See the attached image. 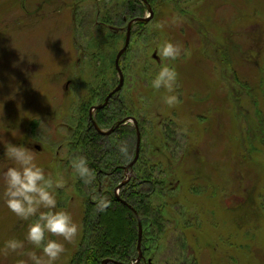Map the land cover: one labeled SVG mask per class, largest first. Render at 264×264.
<instances>
[{
  "label": "rangeland",
  "instance_id": "374dc122",
  "mask_svg": "<svg viewBox=\"0 0 264 264\" xmlns=\"http://www.w3.org/2000/svg\"><path fill=\"white\" fill-rule=\"evenodd\" d=\"M79 2L0 0V136L35 151L46 172L64 176L58 206L80 228L56 264L70 263L85 205L95 202L86 187L79 190L69 165L70 130L82 129L79 98L95 95L98 79L110 91L118 85L110 66L127 25L148 17L145 6L142 15L121 24L110 17L111 26L97 30L91 28L95 3ZM123 5L125 13L126 0ZM154 8L148 23L131 27L119 62L123 86L115 94L141 126L142 173L152 170L164 184L154 191L166 206L155 195L150 200L153 208L163 204V232L145 229L144 264H264V0H157ZM165 40L182 46L180 58L160 56L157 45ZM164 63L178 73L175 106L163 102V89L151 87ZM235 73L261 87L257 107L230 87ZM135 144L136 136L133 153ZM11 164L0 144V167ZM130 176L123 171L118 184ZM102 182L103 191H112ZM26 223L0 200V248L23 239ZM31 250L25 242L24 251ZM21 260L27 256L0 252V264Z\"/></svg>",
  "mask_w": 264,
  "mask_h": 264
},
{
  "label": "trees",
  "instance_id": "16d2710c",
  "mask_svg": "<svg viewBox=\"0 0 264 264\" xmlns=\"http://www.w3.org/2000/svg\"><path fill=\"white\" fill-rule=\"evenodd\" d=\"M85 1L95 3L94 9L97 10L95 11L96 15L91 28L97 30H105L109 25L110 17H112L113 23L118 22L121 24L124 17L126 20H130L142 15L146 11L145 6L147 8V5L154 11V7L157 4V0H145L146 4L143 3V0H126V8L128 10L123 13L124 0H109V3L113 4V7L110 6V8L107 7V0H80L79 3ZM103 3L104 7H102ZM116 7H118L117 11H115ZM80 24H83L82 21H80ZM89 30L91 29L89 28ZM110 72L111 75H115L114 64L110 66ZM229 83L230 87L238 90L239 95L244 94L251 99L255 106L257 105L255 90L262 91L261 87L252 86L253 84H249V81H245L243 78L241 79L236 73L234 74L233 82ZM96 85L93 89L95 95H85L79 98L77 126L80 127L81 125L82 129L71 128V140L67 148H69L71 154L86 156L90 167L96 171L95 186H87L78 178L79 190L86 187L90 199L91 194L94 192L104 193L108 196L110 204L103 211L97 209L96 201L88 203L87 206L85 205L87 209L85 208L82 220V236L77 251L69 264H102L105 260L112 261L113 264H133L135 262L138 256L137 220L134 213L122 202L134 209L140 218L142 225V258L138 264H144L146 255L144 254L145 250L142 247V242L144 241L145 229L151 226V228L156 227L158 233L163 232L162 206L163 204L166 206V204L162 202L163 198L159 192L154 191V188L157 184L159 186L164 184L162 181L159 182V179H153L152 170L148 173L147 171L142 173L141 169L143 166L141 163H144V160L140 157L141 161L139 160L134 164L129 180L118 191V196H116L114 191L118 186L117 178L121 177L125 167L134 158L135 129L130 128L128 125H123L114 130L111 135L105 136L94 129L92 122L100 129L113 128L117 122L125 118H132L133 111L129 108L126 109L125 103L121 100L118 101L117 96L114 95L108 104L103 109L95 111L92 119H90L89 110L94 106L103 104L104 99L111 92L104 80L101 82L98 79ZM138 125L141 130L140 124ZM122 141L129 146V153L126 157L121 156L118 151V146ZM102 174L104 178H102ZM101 178L106 180L108 184L110 183L109 187L110 189L112 187V191H103L105 186ZM111 181H116L117 183L112 185L113 182ZM152 196L159 199L163 204L161 203L157 208H153L150 202Z\"/></svg>",
  "mask_w": 264,
  "mask_h": 264
},
{
  "label": "clouds",
  "instance_id": "9594fccd",
  "mask_svg": "<svg viewBox=\"0 0 264 264\" xmlns=\"http://www.w3.org/2000/svg\"><path fill=\"white\" fill-rule=\"evenodd\" d=\"M164 25H161L163 27ZM160 56L165 61H175L181 57L182 46L165 40L157 45ZM178 73L170 63L162 64L151 79V87L164 90L163 102L169 106L177 105L180 100L176 94ZM4 156L12 162L11 166L0 167L2 191L0 200L21 221L26 223L23 239L10 238L4 241L0 252L26 255L27 260L19 264H56L65 252V243L77 238L79 225L71 212L58 206V190L65 188L66 180L60 173L46 172L35 159V151L23 144H13L0 136ZM121 156L126 157L129 146L121 142L118 146ZM69 165L72 172L85 185L95 186L96 171L89 165L84 155H70ZM91 198L96 201L99 211L105 210L110 200L104 193L94 192ZM25 242L32 246L25 252Z\"/></svg>",
  "mask_w": 264,
  "mask_h": 264
},
{
  "label": "water",
  "instance_id": "95a60500",
  "mask_svg": "<svg viewBox=\"0 0 264 264\" xmlns=\"http://www.w3.org/2000/svg\"><path fill=\"white\" fill-rule=\"evenodd\" d=\"M143 3L146 4V1L143 0ZM152 17V10L148 7V17L147 18H144V19H135V20H132L128 25H127V28H126V35H125V39H124V43H123V46L122 48L117 52L116 56H115V59H114V69H115V72L118 76V79H119V82H118V85L106 96V98L104 99V102L103 104H100L98 106H95L93 108L90 109V112H89V117L90 119H92V113L97 111V110H100V109H103L109 102V100L113 97V95L117 94L122 86H123V74H122V71L120 69V65H119V62H120V59L121 57L123 56V54L126 52L127 48H128V45H129V42H130V37H131V27L133 24L135 23H148V21L151 19ZM127 122H133L134 124V127H135V130H136V144H135V152H134V158L133 160L131 161V163L125 167V171L131 173V170H132V167L134 166V164L137 162L138 160V157H139V152H140V142H141V138H140V132H139V129H138V126H137V123L134 119L132 118H126L120 122H118L114 128H111L109 131H101L99 130L96 125L94 124V122H92V125L94 126V128L96 129V131L101 134V135H105V136H108L110 135L111 133L114 132V130H116L117 128H119L121 125L127 123ZM128 177L123 181L121 182L117 187H116V190L115 191H119L123 186L124 184L128 181ZM125 206H127L135 215L136 217V220H137V226H138V240H137V252H138V256L135 260V262L133 264H138V262L141 260L142 258V253H141V240H142V225H141V221H140V218L138 217V215L136 214V212L134 211V209H132L128 204H126L125 202H122ZM102 264H113L112 261H108V260H105L102 262Z\"/></svg>",
  "mask_w": 264,
  "mask_h": 264
}]
</instances>
